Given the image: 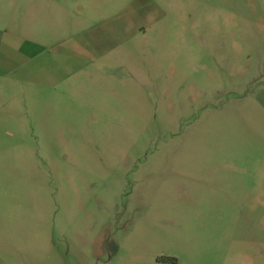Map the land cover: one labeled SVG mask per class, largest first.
<instances>
[{
    "label": "rangeland",
    "instance_id": "1",
    "mask_svg": "<svg viewBox=\"0 0 264 264\" xmlns=\"http://www.w3.org/2000/svg\"><path fill=\"white\" fill-rule=\"evenodd\" d=\"M137 8L0 74V264H264V0Z\"/></svg>",
    "mask_w": 264,
    "mask_h": 264
},
{
    "label": "crops",
    "instance_id": "2",
    "mask_svg": "<svg viewBox=\"0 0 264 264\" xmlns=\"http://www.w3.org/2000/svg\"><path fill=\"white\" fill-rule=\"evenodd\" d=\"M122 0H0V35L9 37V42L0 46L2 54L0 58V74L12 73L20 76L18 78L23 83H46L48 81V63L42 57L46 51V42L49 39L54 45L62 48L61 36L65 33L77 35L80 21L88 19L97 11L103 17L109 13L112 16L122 14L125 10L130 14V20L110 25L103 28V35H120L127 30L128 25L134 19L138 10L139 19L144 16L148 18L149 10L143 12L139 10L142 0H131L123 7ZM150 2L151 0H145ZM98 4L97 8L85 7L80 4ZM111 4V5H110ZM114 5V6H113ZM122 7V8H121ZM127 8V10H126ZM123 11V12H122ZM145 14V15H144ZM7 30V32H5ZM87 28L84 33L89 38L83 44L77 41L66 45L67 56L74 61H95L96 48L105 52L100 41H95L92 37L100 31ZM107 48V47H106ZM109 48V47H108ZM107 48V49H108ZM53 49V48H52ZM54 66L60 63H51ZM57 67V66H56ZM55 74L49 76V84L54 82ZM16 80V79H15Z\"/></svg>",
    "mask_w": 264,
    "mask_h": 264
}]
</instances>
